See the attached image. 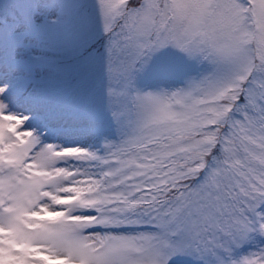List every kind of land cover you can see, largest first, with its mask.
Instances as JSON below:
<instances>
[{"label": "snow or ice", "instance_id": "obj_1", "mask_svg": "<svg viewBox=\"0 0 264 264\" xmlns=\"http://www.w3.org/2000/svg\"><path fill=\"white\" fill-rule=\"evenodd\" d=\"M0 264H264V0H0Z\"/></svg>", "mask_w": 264, "mask_h": 264}]
</instances>
